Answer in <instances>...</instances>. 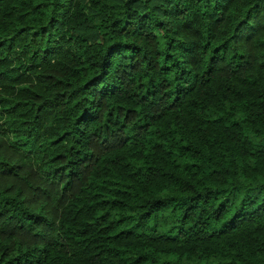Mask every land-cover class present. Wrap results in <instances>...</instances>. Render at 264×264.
<instances>
[{"label":"trees","instance_id":"trees-1","mask_svg":"<svg viewBox=\"0 0 264 264\" xmlns=\"http://www.w3.org/2000/svg\"><path fill=\"white\" fill-rule=\"evenodd\" d=\"M0 264H264V0H0Z\"/></svg>","mask_w":264,"mask_h":264}]
</instances>
